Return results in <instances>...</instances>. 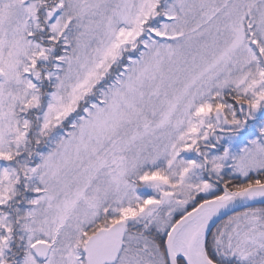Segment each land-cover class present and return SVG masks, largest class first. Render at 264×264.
I'll return each instance as SVG.
<instances>
[{
    "label": "snow or ice",
    "instance_id": "snow-or-ice-1",
    "mask_svg": "<svg viewBox=\"0 0 264 264\" xmlns=\"http://www.w3.org/2000/svg\"><path fill=\"white\" fill-rule=\"evenodd\" d=\"M0 264H264V0H0Z\"/></svg>",
    "mask_w": 264,
    "mask_h": 264
}]
</instances>
